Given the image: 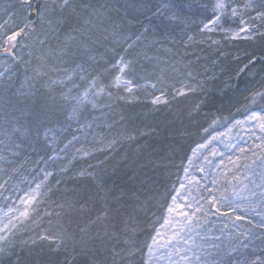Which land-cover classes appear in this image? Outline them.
<instances>
[{
	"label": "snow or ice",
	"instance_id": "6c2138e0",
	"mask_svg": "<svg viewBox=\"0 0 264 264\" xmlns=\"http://www.w3.org/2000/svg\"><path fill=\"white\" fill-rule=\"evenodd\" d=\"M9 7L12 9L11 13L6 14L7 19L0 23V51L10 56L14 63L19 61L25 64L26 75L21 87L28 85L29 91L21 94L34 103L32 108L21 110L19 116L6 115L4 126L0 128V145L12 157L19 156L20 150L25 147L35 150L37 145L43 144L54 148L57 143V130L52 127V124H61L62 116H66V120L63 121L65 129L71 128L73 123L81 132L93 131L101 127L112 128L119 123L115 119H112L111 123L108 122L110 114L114 112L116 101L131 102L139 99L137 91H134L137 89L149 87L153 89L150 103L155 106L167 105L179 98L191 100L193 101L189 112L191 116L193 113L199 114L203 111L202 106L214 100L217 90L223 91V88L211 83L212 81L220 79L225 87L229 86L215 70L208 75L207 66L198 65L199 57L196 61L186 60L183 56H177L172 49H166L172 53L175 60L174 62L165 61V66L161 67L158 57L150 56L146 50L137 51L143 39L146 38L144 33L139 35L130 33L129 26L136 22V17L129 13L128 9L139 11L148 7L146 3H135L133 0L125 8L119 20L110 16L108 12L110 5L96 7L87 0H15V5ZM169 7L168 3H162L157 12L166 15L165 10ZM212 13V17L207 22L202 21L203 26L199 29L201 34L221 32L222 39L228 41L248 40L255 36L264 38V0H245L242 5L237 4L235 0H215ZM178 18L174 15L168 17L170 20ZM229 19L233 23H238V27H226L225 24ZM250 21L261 23L256 25ZM22 35L23 37L31 36L33 39V43L29 45L31 49L29 55H35V64L31 61H22L14 52L19 44L18 37ZM107 41H110V44L104 43ZM180 42L184 44L185 49L194 44H207L210 48L215 45L217 49H220L221 44L220 40L208 35L199 38L187 35V40ZM154 43L156 42L145 44V49L152 47ZM98 44L105 49L104 53L99 55L97 54ZM117 48L120 51H117ZM109 52L114 55L105 59ZM220 54H224L222 50ZM259 58L264 60V52ZM236 59L239 60V56ZM142 60L157 61L151 73L154 82L141 84L135 79L138 74L137 65L144 67L141 64ZM255 63V54L248 56L247 63H244L234 75L238 77L239 72L249 68V65L254 66ZM212 64L215 68L217 60L214 59ZM200 68L204 70L200 71ZM221 71L224 69L221 68ZM28 72H31V75H27ZM169 72L178 77V86L176 83H170ZM50 73L56 75L51 76ZM3 76L4 73H0V77ZM11 79L9 75L7 80ZM258 84L259 87H245L244 91L248 93L243 99L245 118L236 119L232 126H246L249 138L254 137L256 141H259L255 145L259 152L249 149L252 154L243 157L245 162L242 164L232 161L229 157L238 169L247 170L245 178L249 180L251 188L248 184L242 188L230 185L225 177V183L231 187L230 195L229 187H224L223 191L217 194L212 188L201 185L200 181L192 177L189 184L195 181V191L189 187L185 193L177 192L171 196V203L165 206L168 215L162 218L161 228L171 227L172 234L164 240L163 244L160 243V229L154 230L155 235L150 236V243L141 244L137 233L142 230L143 225L137 222L135 209L131 213L123 210L119 197L109 204V197L105 194L102 197L105 201L104 210L95 217L89 216L87 222L79 228L78 233L69 232L63 228L54 233L47 231L38 233L19 242L22 250L27 248L31 256L32 246L38 241L47 242L50 252L57 254V259L47 264H153V257L157 255L160 247L169 248L167 253L169 257L173 253L179 254L180 260L175 262L170 260L169 264H181V262L183 264H233V260L235 264H264V259L248 258L242 249L249 247V244L244 243L243 240L237 239L226 250L216 244L214 241L220 237L209 235L207 229H202L201 222L196 217V213H203V216L207 217L209 212L220 211L223 208L236 211L240 207L236 203L237 200H247L250 204H254L251 197L255 195H259L264 201V74L261 75ZM164 85L168 86L164 87ZM10 86V84L0 86V95L7 97ZM10 103V98L5 100L6 106ZM239 103L240 101L236 100L233 102V107ZM37 104L39 107L35 106ZM237 111H240V108H237ZM24 113H27L31 119L26 118ZM124 119L121 114L120 121ZM216 122L217 120L213 119L212 123ZM121 127H123L122 124ZM126 138L131 140L133 136L129 135ZM72 139L76 140L78 137L73 135ZM103 139L101 136V142ZM116 142L117 140L113 138L104 147L110 148ZM204 146L201 144L198 147ZM67 147L68 145H65L61 151ZM240 152H245V148L241 147ZM212 154H215L214 150ZM83 155L88 156L90 152L85 151ZM192 155H196V150H193ZM239 159L241 158L238 157L237 160ZM0 160L9 164L14 163L6 155H0ZM188 164H192L191 158L188 159ZM200 171L203 172L204 169L201 168ZM184 174L185 177L188 176L187 168L184 169ZM249 174L255 179L250 178ZM51 175L52 173L46 172L44 179L21 198L20 202L25 205V208L19 211L17 219L28 218L30 212L36 213L37 217L40 216V205L48 198V192L51 191L50 187L43 191L42 189L46 188V181ZM79 175L92 176L97 188L104 190L98 173L81 171ZM211 183L215 185L217 179L213 177ZM180 188L185 189L186 185L181 182ZM3 189L4 185L0 184V190ZM205 191L208 193L207 196L204 195ZM2 194L5 193L0 192V195ZM178 196H182L185 203H178ZM78 204L79 202H68V210H79ZM205 204L211 207L205 210ZM60 207L63 208L64 205ZM187 208L193 210L191 212L184 210ZM177 209H181L177 215L182 219H177L173 215ZM12 211L14 209L10 208L9 212ZM43 214L52 215L47 211ZM56 215L59 216L60 213ZM235 218L236 220L244 219L242 215H237ZM248 223L251 224L252 221L249 220ZM94 226L99 229L95 235L91 231ZM254 226L261 229L258 235L250 230L247 234L240 235H244L249 242L260 239L264 244V221ZM3 232L4 229L0 228V233ZM9 235L0 234V264H32L30 259L22 257L16 251L17 241L10 239ZM138 254L141 257L140 261L136 259Z\"/></svg>",
	"mask_w": 264,
	"mask_h": 264
},
{
	"label": "trees",
	"instance_id": "16d2710c",
	"mask_svg": "<svg viewBox=\"0 0 264 264\" xmlns=\"http://www.w3.org/2000/svg\"><path fill=\"white\" fill-rule=\"evenodd\" d=\"M87 2L96 7L110 5L108 9L110 16L119 20L125 8L133 0H87ZM134 2L148 5L147 8L139 11L128 9L129 13L136 17V22L129 26L130 33L137 35L144 33L146 38H142L143 43L139 45L137 51L146 50L150 56L158 57L161 67L165 66V61L175 60L172 53L166 49H172L177 56H183L186 60L196 61L199 57L198 65L207 66L208 75L215 70L229 86L225 87L220 79L212 81L211 83L223 88V91L217 90L214 100L203 105V111L199 114L193 113L191 116L189 112L193 101L179 98L167 105L155 106L150 103L153 89L150 87L137 89L134 91H137L139 99L131 102L116 101L114 112L110 114L108 122L111 123V120L115 119L119 123L112 128L101 127L93 131L81 132L73 123L71 128L65 129L63 121L66 120V116H62L61 124H52L57 130V143L54 148L43 144L37 145L35 150L25 147L20 150L19 156L12 157L0 145V155L9 156L14 161L13 164H9L0 160V184L4 185V189L0 192L5 193L0 195V224L10 223V217L22 206L21 198L44 179L46 172L52 173L46 181V188L42 189L43 191L50 187L51 191L48 192V198L40 205V216L37 217L36 213L30 212L28 218L20 219L17 225L12 226L9 232L11 235L0 233L15 239L16 251L22 257L30 259L32 264H47L57 259V254L50 252L47 242L38 241L32 246V254L29 256L27 248L22 250V245L19 243L21 240L45 231L58 232L61 228L78 233L89 216L95 217L104 210L105 201L102 197L105 194L109 197V204L119 197L123 210L131 213L135 209L137 222L143 225L142 230L137 233L138 241L141 244L149 243L150 236L162 222L166 212L165 206L170 203L171 196L182 182L184 169L194 148L205 142L213 132L222 130L238 118H244L243 99L248 95L244 89L246 86L259 87L258 81L264 74V60L259 58L264 52V38L255 36L248 40L228 41L222 39L223 33L220 32L201 34L199 29L202 27V21L206 22L213 15L211 0H134ZM162 3L170 5L165 10L166 15L157 12ZM173 15L179 18L168 19ZM187 35H194L197 38L203 35L212 36L221 41L220 49L215 45L210 48L207 44H194L185 49L180 41H186ZM19 38H23V35ZM149 42L156 43L145 49L144 45ZM104 43L110 44V41ZM97 49L98 55L105 51L100 44L97 45ZM220 50L223 51V55L220 54ZM117 51L120 49L117 48ZM252 54L256 57L255 65H249V68L239 72L238 77L234 75L244 63H247L248 56ZM113 55L109 52L105 59ZM32 56L34 59L31 62L35 64V55ZM237 56L239 60L236 59ZM28 58L27 54L21 56L22 61H30ZM214 59L217 60L215 68L212 64ZM156 63L157 61L142 60L141 64L144 67L137 65L138 74L135 79L141 84L154 82L151 73ZM221 68L224 71H221ZM14 72L10 81L4 79L2 83L11 86L7 97L0 95V128L4 126L6 115L19 116L21 110L34 106L32 100L26 99L21 94L29 91L28 85L19 86L22 84V75L23 77L26 75L25 64L16 62ZM27 75H31V72ZM50 75L56 74L50 73ZM168 78L170 83H176L178 86V77L175 74L169 72ZM8 98L11 103L6 106L5 100ZM236 100L240 103L233 107V102ZM35 106L39 107L38 104ZM237 108H240V111H237ZM24 114L26 118L31 119L27 113ZM121 114L125 118L123 121H120ZM213 119L217 120L215 124L212 123ZM73 135L78 139L73 140ZM129 135L133 136V139H127ZM101 136L104 138L102 142ZM113 138L117 142L110 148L104 147ZM65 145L68 147L61 151ZM78 149L80 151H77ZM85 151L90 152V155H83ZM81 171L98 173L104 190L97 188L92 176H80ZM70 201L79 202V210L69 211L67 205ZM60 205L64 207L61 208ZM10 208L14 211L9 212ZM222 210L229 215H242L244 219L238 220L240 228H250L248 221L253 218L246 211L245 206L237 208L236 211L227 208ZM45 211L51 212L52 215H44ZM56 213L60 215L57 216ZM261 213L258 212L257 217L253 219L258 224L264 221V214ZM251 228L257 230V235L261 232L259 227ZM97 230H99L97 226L91 229L93 235ZM241 240L249 244V247L242 249L249 259H264V254L259 255L257 250L264 247L260 239H254L252 243L242 235ZM136 259L140 261L139 254ZM233 264H235L234 260Z\"/></svg>",
	"mask_w": 264,
	"mask_h": 264
},
{
	"label": "rangeland",
	"instance_id": "374dc122",
	"mask_svg": "<svg viewBox=\"0 0 264 264\" xmlns=\"http://www.w3.org/2000/svg\"><path fill=\"white\" fill-rule=\"evenodd\" d=\"M212 5L215 3V0H211ZM237 4L242 5L245 0H235ZM10 5H15V0H0V23H2L5 19H7L6 14L11 13ZM247 19V17H245ZM207 22V21H206ZM250 23H255L259 25L260 21H250ZM203 26V25H202ZM226 27H238V23H233L231 19L225 24ZM221 33V32H220ZM209 34V33H208ZM19 44L15 48L14 52L16 55L23 56L26 55L29 57L30 61H33V56L29 55V51L31 50L29 45L33 43V39L31 36L19 38ZM14 69H16V62L14 63L10 56H8L3 51H0V73H4L3 77H0V86L4 79L11 74H13ZM24 69V68H23ZM15 73V72H14ZM25 80V76L21 77V83L23 84ZM20 84L19 86L21 87ZM19 87V88H20ZM24 87H26L24 85ZM245 118V117H244ZM244 118H238L243 120ZM235 123V120L232 121L227 127L223 128L222 130L215 131L206 139L205 142L202 144L205 145L203 148H199L198 146L194 148L196 150V155L193 156L192 153L189 158L192 159V164L189 165L187 162L186 168L188 169V176L182 179V182L186 185L185 189H181L180 185L177 188L175 194L177 192L185 193L186 189L191 187L193 191H195V181L189 184V181L192 177H195L196 180L200 181L201 185H207L209 188H212L214 192L219 194L220 191H223L224 187H229V195L231 192L230 185H236L239 188H242L245 184H248L251 188L252 185L249 184V180L245 178L246 169L244 168H237L236 164L232 161H236L238 164L244 163L243 157L251 156V151L249 149L259 152V149L255 147L259 141H256L255 138H249V132L246 126L237 125L233 127L232 125ZM231 129V130H230ZM201 145V144H200ZM245 148V152H240V148ZM213 150L215 154L213 155ZM61 151H59L60 153ZM229 157L232 158V161L229 160ZM241 158L237 160V158ZM203 168L204 171L201 172L200 169ZM235 174V178H234ZM207 177V178H206ZM215 177L217 179V183L213 185L211 183L212 178ZM225 177L230 182L229 184L225 183ZM250 177V174H249ZM255 179L254 177H250ZM30 192V191H29ZM174 194V195H175ZM204 195L207 196L208 193L205 191ZM178 203H185L182 196H178ZM191 199V197H189ZM251 200L254 201V204H250L247 200L239 201L237 200L236 203L240 205V207L245 206L246 211L252 216L254 219L257 217V213L264 214V201H262L259 195H255L251 197ZM171 203V201H170ZM169 203V204H170ZM203 203V201H201ZM210 205L205 204V210L210 208ZM25 205L22 204L20 209L14 212L10 223L2 222L0 228L4 229L3 233H8L12 230V226L17 225L20 222V219L23 217H19V211H23ZM13 209V208H12ZM186 211L191 212L192 208L184 209ZM9 211V210H8ZM181 211V209H177L176 212L173 213L177 219H182L179 217L177 213ZM224 213V214H222ZM261 213V214H262ZM168 215L167 212L164 213L163 217ZM196 217L199 218L202 229H207L209 235L213 237H220V239L215 240L214 242L218 245H221L222 248L229 247L231 244L235 243L237 239L241 240V233L247 234L249 230L252 233H257L256 229L251 228L254 225H258L256 221L252 220L250 224V228H240L238 220H236V215H229L228 213L224 212L222 209L220 211H212L209 212L207 217L203 216V213H196ZM259 220V219H258ZM163 222V220H162ZM161 222V224H162ZM161 224L158 226L157 229L161 231L160 243L163 244L164 240L171 236L172 229L169 226H164L161 228ZM227 225V227H225ZM231 230V232H227ZM155 235V233L153 234ZM245 238V236H244ZM254 241V240H253ZM252 241V243H253ZM151 242V239H150ZM149 242V243H150ZM259 255L264 254V247L262 249H257ZM147 251V250H146ZM169 251L168 247H160L158 249V253L156 256L153 257V264H169V261H179L180 256L179 254L173 253L171 257L167 255ZM146 254V252H145ZM146 258V255H145ZM183 264V262H181Z\"/></svg>",
	"mask_w": 264,
	"mask_h": 264
}]
</instances>
